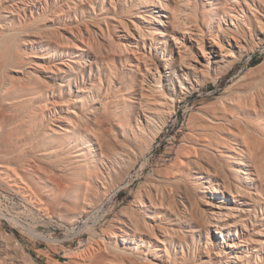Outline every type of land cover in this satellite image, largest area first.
<instances>
[{
  "label": "rangeland",
  "instance_id": "1",
  "mask_svg": "<svg viewBox=\"0 0 264 264\" xmlns=\"http://www.w3.org/2000/svg\"><path fill=\"white\" fill-rule=\"evenodd\" d=\"M229 6L233 7L231 9L233 14H236L234 9L240 12L239 23L242 22L244 29L246 28L243 24H251L246 31L252 50L244 54L231 71L210 79L204 86L188 94L168 126L159 129L153 140L143 143L142 154L132 155L129 164L124 167L114 163L112 168L110 167L112 163L106 160V167L103 170L107 173V168H110L111 175L106 174V177L95 184L94 192L98 196L96 209L94 208L88 219L85 218L86 221L83 220L84 218L71 220V212L68 211L74 208V200L67 199L66 194L59 192L55 182L50 181L52 180L50 177L61 176V172L56 167L61 163L57 161L76 156L77 149L73 144L68 146V137L72 136L74 126L75 116L72 112L79 110L73 107L77 103L74 100L79 94V88L75 82H72L71 92L68 86L62 90L58 87L50 89L37 77L32 76L33 72L45 75L44 70L53 69L55 76L48 75L60 83L61 80L70 78L71 73L66 72L69 64L75 66V62L82 57L92 61L93 55L101 54L108 62L106 63L108 68H114L113 72L104 64L105 74L101 77V87L108 92L109 99L100 102L101 104L89 102L85 104L83 111L90 117L91 110L98 108L102 112L106 105L113 113L122 109L128 111L129 104H136L139 107L136 99L139 96L134 94L140 92L149 94L150 90L152 92L148 86H156L154 78H159L157 74L160 73L162 76L159 86L163 91L167 86L172 87V78L175 76L171 69L166 73L165 65L175 66L178 74L181 73L179 70L181 65L172 64V60L180 59L181 53L176 50L175 41H182L184 44L181 37L184 28L195 33L204 32L202 46L195 42L187 44L190 52L186 55L187 62L190 63L189 68L197 67L198 62H205V56H208L213 48L212 34L218 31L219 22L225 18L231 23V20L224 15ZM171 13L178 19L173 21ZM150 14L158 21L151 20ZM236 22L238 23L237 20ZM172 24L174 26L171 29L169 27ZM221 25L224 24L221 22ZM208 26L210 28H207ZM135 27L144 28L146 32L149 29L156 30L158 35H147L144 40H139L141 42L137 47L139 33ZM263 31L264 10L255 5L253 0H160V3L159 0H0V35L2 34L0 36V106L3 108L0 107L2 111L0 115L4 112L3 115L6 116L0 117L2 124L0 125L1 259L9 257L15 264L29 262H31L29 264H133L134 262L136 264H264V244L261 241L264 240ZM3 36L8 40H1ZM142 41L146 42V49L143 48ZM171 50L173 54H170ZM92 67L95 73L96 65L92 64ZM128 68H133L136 75L128 72ZM59 71L62 73H58ZM86 71L85 79L88 81L89 67ZM148 72L151 73L150 78H146L145 74ZM167 74L170 77H165ZM143 79L145 83H142ZM121 82L124 87L120 85ZM23 83L29 89L24 87ZM174 84L180 94V84L175 81ZM108 86L111 87L110 91L106 89ZM143 90L146 92L144 93ZM237 93L241 95L240 111L234 107V104L231 105ZM71 96L68 102H62L63 99ZM224 102L228 104L229 115H232L231 112L234 110L233 115L243 119V122L234 120L231 126L241 134L237 139L238 143L242 144L239 147L248 150L244 153V157L241 156L246 164L242 168L237 165L239 162L235 161L236 159L216 157L231 177L232 190L236 192L234 186L243 187V192L235 194L234 198L227 192L215 193L211 189V185L217 186L215 181L217 177L205 159L199 160L196 154L184 152L189 160L196 161L192 166L187 163L186 156H178L183 136L188 133V128L197 122L198 111L204 110L210 115L215 112L224 113ZM140 115L143 121L144 116L142 113ZM2 120H6L5 124L10 126L7 127ZM114 123L118 124L113 118L108 119L107 123L105 121V126H109L105 128L110 129L109 133H111L108 136L107 131L106 138L112 143L111 145L108 143L107 146L110 150L112 149L110 146L121 150L116 145L115 137L118 135L121 140L124 138L119 127ZM61 125L70 129L67 131L70 133L61 130ZM224 130L221 134L227 136L226 127ZM9 135L12 139L6 138ZM127 136L133 138L131 134ZM42 138H46L47 143L42 144L37 141ZM50 146L57 147V157L50 154ZM8 147L14 149L9 150ZM92 149L93 155L97 157L99 153L97 146L93 145ZM2 151L7 153L3 154ZM84 151L87 153V150ZM232 154L236 156L235 153ZM85 155L87 157V154ZM85 155H82L81 159L86 158ZM13 156L18 157L20 161H17V165L14 160L11 161L15 159ZM9 158L14 165L4 163L9 162ZM45 169H48L46 173ZM257 169L260 171V178L256 174ZM237 170L246 171L252 177L246 180V175L242 173L241 177H238ZM49 171L53 176H50ZM45 176L50 177L47 179ZM2 183L7 186H1ZM224 207L238 208L239 211L235 212V217H229L227 210H223ZM219 211L225 212V216L217 218L216 213H220ZM127 216L128 218L138 216L141 220L143 217L149 228L150 226L155 228L157 236L154 237L148 228H143V232H137L134 243L133 241L123 243L120 239L122 237L119 227L122 225V219H127ZM238 216L246 219V228L241 222L234 223L235 218L239 220ZM226 223H229L227 226L230 227L222 232L224 236H230L225 237L228 243L236 240L238 242L237 236L239 239L252 240L249 241L250 245L241 246L232 256L225 254V250L228 253L230 250L218 234L221 232L218 225ZM116 233L117 237L113 235ZM6 235L16 241L17 248L15 246L12 248L13 243L11 245L3 240ZM140 240L144 242H139ZM159 240L164 242L160 243ZM149 245L158 248L159 251L154 253ZM165 245L170 252L168 256L164 251ZM238 253L245 257L235 263L233 257Z\"/></svg>",
  "mask_w": 264,
  "mask_h": 264
},
{
  "label": "bare ground",
  "instance_id": "2",
  "mask_svg": "<svg viewBox=\"0 0 264 264\" xmlns=\"http://www.w3.org/2000/svg\"><path fill=\"white\" fill-rule=\"evenodd\" d=\"M19 2V1H18ZM30 2V1H29ZM34 2V1H33ZM210 3V1H208ZM239 1H237L238 3ZM25 3V2H24ZM144 3V2H143ZM160 3V0H159ZM208 3V4H209ZM253 3L257 6H259L261 9L264 10V0H253ZM20 4V3H19ZM35 5V4H33ZM58 5V3H57ZM98 5V4H97ZM231 5V4H230ZM17 6V5H16ZM29 6V5H27ZM32 6V5H30ZM63 6V5H62ZM96 6V5H95ZM69 7V6H68ZM230 8H228L227 13H225V17H227V19L231 20V23H229L228 20H226L225 18H222L221 22L224 25H221V22H219V29L216 32V34H212L213 35V45L210 50V52L208 53V56H205V62H198V66L194 67L193 69L189 68V64L187 62V54L190 53L189 52V47L187 46V44L189 43H197L199 46H202L204 44L203 38L202 36H204V32L202 33H195L192 32L190 29L188 28H184L183 32H181L183 37V43L182 41H175V48L176 50L178 49L179 52L181 53L180 55V59L177 61H173L172 60V64H180L181 67H179L180 70V74H178V70H176L175 66L173 67H169L167 65H165V70L166 73H169L170 69L173 71L175 78H172L173 81V85L172 87H168L165 91H163L159 84H161L162 82V76L161 74H157L159 78H154L155 81V85L156 86H148L149 88L152 89V92L150 90L149 94H143L140 92V94H134V95H138L139 97H137V104L139 105V107L136 106V104H129L128 105V111H124L123 109L118 111L117 113H113L111 108L106 105L105 107H103V111L100 112V110L98 108H94L93 110H91V117L87 115L86 112L83 111V108L85 107V104L92 102L93 104H101L100 102H105L106 100H108L109 98L107 97L108 92L102 89V79L101 77L105 74L104 72V64L105 67L108 68V65H106V63H108L106 61V59H104L103 55H93L92 57V61H87L86 57H82L80 58L77 62H75V66L70 65L69 62V66H68V70L66 72H70V78L66 79V80H61L60 83L57 82V80L53 79V77H51L48 74H53V76H55L54 71L52 72L53 69L51 70H44L45 71V75H39L35 72L34 77H37L39 80H41L46 86H48L50 89H54L55 87H58L60 90L64 89L65 86H68L70 92H71V85L72 82H75V85H78L79 91H78V96H76L75 100L77 103L74 104V108L75 109H79L78 111L73 110V115L75 116L74 119V126L72 127V136L68 137L69 142H68V146L72 145L74 146L75 149H77L76 151V156H73L74 158H67L65 157L64 160H59L57 162L61 163L60 165L56 166L58 168V171L61 172V176H54L53 178L50 177L52 174H50L51 171H49L48 173L50 174V181H54L55 182V186L56 188L59 190V192H61L63 195L66 194L67 199L69 198L70 200H74L73 204V209L71 212V220H78V219H83L86 221L85 218L88 219V217L94 212L95 208V204L98 200V196L96 195V193L94 192V188L96 187V182H100L101 178L106 177L107 175H111V171L110 168H107V173L103 170L104 167H106V160L109 161L111 164L110 167L114 168V163L115 164H121L124 165V167L126 166V164H129L132 158V155L137 156L139 153L142 154V147H143V143H145L148 140H153L155 138V136H157V134L159 133V129H163L164 127L168 126V123L170 122V120L174 117L175 114H177V111L181 108V105L183 103V100L185 99V97L190 94L193 91L198 90L201 86H204L206 83H208L210 81V79L212 78H216L219 75L224 74L225 72L231 71L233 69V67L238 63V60L242 59V57L244 56V54L248 53L250 50H252V47L250 46V41H249V37H248V32L246 31V29L249 30L251 24H243L245 25V28L242 26V22H240L241 18H240V12L237 11L236 9H234V12L236 14H233V12L231 11V9L233 8L232 6H229ZM19 8V7H18ZM17 8V9H18ZM23 8V6L21 7V9ZM31 8V7H30ZM29 8V9H30ZM70 8V7H69ZM210 8V7H209ZM15 9V10H17ZM20 9V8H19ZM20 9V10H21ZM163 10H165V8H162ZM31 10V9H30ZM69 10V9H68ZM240 10L242 11V9L240 8ZM12 11V10H10ZM72 11V10H71ZM151 11V10H150ZM188 11V10H187ZM21 12V11H19ZM18 12V13H19ZM262 12V11H261ZM16 13V12H14ZM70 13V12H69ZM259 13V12H258ZM12 14V13H11ZM29 14V13H28ZM57 14V13H55ZM173 15V21L175 19H178L175 14L171 13ZM16 15V14H15ZM21 14H19L20 16ZM245 15V14H244ZM54 16V15H53ZM56 16V15H55ZM165 16V15H164ZM168 16V15H167ZM27 17V16H25ZM23 18V17H22ZM149 18L151 20H153L154 22H157V18L150 14ZM161 18V17H160ZM186 18V17H185ZM24 19V18H23ZM82 19V18H80ZM256 19H258V17H256ZM187 20V19H186ZM185 20V21H186ZM236 20L238 21V23L236 22ZM50 22V21H49ZM254 22V21H253ZM47 23V22H46ZM54 23V22H53ZM82 23V22H81ZM174 23V22H173ZM263 23V22H262ZM43 24V23H42ZM54 25V24H53ZM143 25V24H142ZM149 25V24H148ZM153 25V24H152ZM3 26V25H2ZM160 26V25H159ZM174 26V24L171 25ZM70 27V26H69ZM164 27V26H163ZM233 27V28H232ZM259 27V26H257ZM95 28V27H94ZM106 28V27H105ZM136 31L138 34L139 39H137L136 42V46L139 47V40H144V38L147 35H158V32L156 30H147L148 32H146V29L144 28H138L135 27ZM175 27H173L174 29ZM207 28H210L209 26ZM235 28V29H234ZM141 29V30H140ZM70 30V29H69ZM125 30V29H124ZM197 30V29H196ZM65 31V30H63ZM92 31V30H91ZM175 31H177L175 29ZM74 32V31H73ZM77 32V31H76ZM102 32V31H101ZM250 32V31H249ZM2 33V32H1ZM13 33V32H12ZM80 33V32H79ZM127 33V32H126ZM68 34V32H67ZM77 34V33H76ZM85 34V33H84ZM91 34V33H89ZM98 34V33H97ZM128 34V33H127ZM134 34V33H133ZM264 34V31H263ZM2 35V34H1ZM0 35V36H1ZM81 35V34H80ZM105 35V34H104ZM112 35V34H111ZM70 36V35H69ZM76 36V35H75ZM83 36V35H82ZM81 36V37H82ZM110 36V35H109ZM40 37V36H39ZM80 37V38H81ZM85 37V36H84ZM111 37V36H110ZM43 38V37H42ZM55 38V37H54ZM83 38V37H82ZM109 38V37H108ZM113 37H111L112 39ZM126 38V37H125ZM21 39V38H20ZM53 39V38H52ZM57 39V38H56ZM84 39V38H83ZM89 39V38H88ZM110 39V38H109ZM110 39V40H111ZM114 39V38H113ZM1 40L3 41H7L8 38L6 36H3L1 38ZM51 40V39H50ZM68 40V39H67ZM71 41V40H70ZM85 41V40H84ZM89 41V40H86ZM98 41L100 42V40L98 39ZM109 41V40H108ZM126 41V40H125ZM25 42V41H24ZM23 42V43H24ZM32 42V41H31ZM40 42V41H39ZM65 43V41H63ZM67 42V41H66ZM91 42V41H90ZM143 42V48L146 49V42ZM26 43V42H25ZM76 43V42H75ZM88 43V42H86ZM255 43V42H254ZM31 44V43H29ZM36 44V43H35ZM111 44V42H110ZM124 44V43H123ZM152 44V43H151ZM162 44V42H161ZM208 45V44H207ZM253 45V44H252ZM263 45V44H262ZM261 45V46H262ZM210 46V45H209ZM24 47V46H23ZM31 47V46H30ZM260 47V46H259ZM32 48V47H31ZM79 48V46H78ZM150 48V47H149ZM39 49V48H38ZM107 49V47H106ZM114 49V48H113ZM127 49V48H126ZM40 50V49H39ZM163 51V50H162ZM117 52V50H116ZM81 53V52H80ZM135 55V52L133 53ZM138 55L140 53H137ZM170 54H173L172 50L170 51ZM177 54V53H176ZM57 55V54H56ZM192 55V54H191ZM204 55V54H203ZM141 56V55H140ZM200 57V56H199ZM52 58V57H51ZM139 59V57H136ZM40 59V58H39ZM54 59V58H53ZM144 60V59H143ZM54 61V60H53ZM74 61V60H73ZM151 61V60H150ZM66 63V62H65ZM263 63V62H262ZM61 64V63H59ZM67 64V65H68ZM92 64L96 65V72L93 73V67ZM138 64V63H137ZM53 65V64H52ZM155 66V64H154ZM54 67V66H53ZM87 67H89V77H88V81L85 79V75L87 73ZM113 67V66H112ZM139 67H140V62H139ZM184 69H183V68ZM34 68V67H32ZM44 68V67H43ZM58 68V67H57ZM60 68V67H59ZM29 69V68H28ZM129 69V68H128ZM15 70V69H14ZM36 70V69H35ZM108 70H111L114 72V68H108ZM252 70V69H251ZM29 71V70H28ZM31 71V70H30ZM50 71V72H48ZM64 71V70H62ZM155 71V70H154ZM1 72V71H0ZM17 72V71H16ZM22 72V71H21ZM108 72V71H107ZM128 72L133 73L134 75H136L135 71L133 68H130L128 70ZM44 73V72H43ZM58 73H62V72H58ZM112 73V72H111ZM247 73V72H246ZM23 74V73H22ZM29 74V73H28ZM32 74V73H31ZM146 78H150L151 73H146ZM154 75V74H153ZM214 75V76H213ZM3 76V75H2ZM16 77V76H15ZM29 77V76H28ZM33 77V78H34ZM59 77V76H58ZM115 77V76H114ZM124 77H126L124 75ZM123 77V79H124ZM165 77H170L169 74H167ZM81 78V82L79 83V79ZM242 78V77H241ZM244 78V77H243ZM13 79V78H12ZM11 79V81H12ZM22 79V78H20ZM19 79V80H20ZM60 79V78H59ZM98 79V80H97ZM15 80V78H14ZM21 82L22 81H19ZM38 80V81H39ZM117 80V79H116ZM149 80V79H148ZM16 81V82H17ZM27 81V80H25ZM32 81V80H31ZM98 81V82H97ZM145 80L143 79L142 83ZM174 81L178 84H180L181 87V92L180 94H178V92L176 91V84H174ZM15 82V83H16ZM24 82V81H23ZM3 83V82H2ZM20 83V84H21ZM26 83V82H24ZM24 87H27L25 86ZM78 83V84H77ZM4 84V83H3ZM20 84H15V85H19ZM14 85V84H13ZM28 85V84H26ZM44 85V86H45ZM122 87H124L125 85L121 82L120 84ZM149 85V84H148ZM152 85V84H150ZM12 86V85H11ZM16 87V86H14ZM134 87V86H133ZM132 87V88H133ZM18 88V87H17ZM28 88V87H27ZM33 88V87H32ZM145 88V87H144ZM8 89V88H7ZM6 89V90H7ZM29 89V88H28ZM108 91H110L111 87L108 86L106 88ZM240 89V88H239ZM148 90V89H147ZM77 91V90H76ZM227 91V90H225ZM144 92V90H143ZM146 92V91H145ZM144 92V93H145ZM6 93V92H5ZM4 93V95H5ZM9 93V92H8ZM3 94H1L2 96ZM36 97V96H35ZM39 97V96H38ZM163 97V98H162ZM241 95L240 93H237V95L235 96V98H233L231 105L234 104V107L237 108V110H241L240 109V102H241ZM34 98V97H33ZM71 97H68V99H63L62 102H68L69 99H71ZM29 99V98H28ZM32 99V98H31ZM249 99V98H248ZM25 100V98H24ZM126 100V99H125ZM33 101V100H32ZM230 102V100H228ZM19 102V101H18ZM21 102V101H20ZM53 103V102H52ZM107 103V102H106ZM9 104V102H7V105ZM11 104H13V102H11ZM10 104V105H11ZM25 104V102H24ZM57 104V102H56ZM108 104V103H107ZM236 104H239L238 106ZM55 105V104H54ZM60 105V103H59ZM18 106V105H17ZM29 106V105H28ZM47 106V105H46ZM80 106V107H79ZM97 106V105H96ZM1 107V106H0ZM11 107V106H10ZM51 107V106H50ZM52 107H55L52 105ZM223 109H224V113H220V112H215L212 115H210L209 112L204 111V110H199V117L197 119V122H195L193 125H191L188 128V133L187 134H183V139H182V145L178 150V156H186L184 154V152H188V153H194L196 154V156L198 157L199 160H204L208 162L209 166L211 168H213V172H215L216 174V184L217 186L211 185V189H213V191L215 193H221L223 194L224 192L229 193V195L231 197H235V194L239 193V192H243V187H239V186H234L236 192H234L232 190L233 186L230 182L231 177L225 172L224 167L221 166V162L217 161L216 157H225L226 159H236L235 161L239 162L237 163V165H239L240 168H242V166H245L246 164L244 163V159L241 157L244 155V153H247L246 150L243 147H239L242 146V144L238 143V135H241L239 132L235 131L234 129H232L231 123L234 120H240L243 122V119L233 115L235 112L234 110L231 112L232 115H229L227 113L228 111V104L227 103H223ZM9 109V107H7ZM6 108V109H7ZM27 108V107H26ZM256 108H259L256 106ZM1 109H3L1 107ZM50 109V108H49ZM52 109V108H51ZM11 110V109H10ZM15 110V109H14ZM19 110V109H18ZM39 110V109H38ZM57 110V109H56ZM59 110V109H58ZM192 110V109H191ZM23 111V110H22ZM43 111V110H42ZM2 112V111H0ZM25 112V111H24ZM4 113V112H3ZM0 115V117L2 116L3 118H5V114ZM9 113V112H8ZM43 113V112H42ZM140 113L143 114V121H142V116L140 115ZM194 113V112H193ZM1 114V113H0ZM7 114V113H6ZM15 114V113H14ZM18 114V113H17ZM58 114V113H57ZM43 115V114H42ZM68 115V114H67ZM9 116V114H8ZM11 116V115H10ZM38 116V115H37ZM36 116V118H37ZM1 117V118H2ZM32 117V116H31ZM69 117V116H68ZM16 118V117H15ZM113 118L114 120L117 121L118 124L114 123L117 125V127H119V130L123 136V140H121L118 135H116L115 137V142H117L116 145H118L120 149H114L115 147L110 146V148L114 149V150H110L108 148V143L111 145L112 143H110V139L108 140L106 138L107 136V131L109 133V130H106L107 127L109 126H105V121L106 123L108 122V119ZM9 119V118H8ZM18 119V118H17ZM55 119V118H54ZM63 119V118H62ZM68 119V118H66ZM264 120V117L262 118ZM14 120V119H13ZM6 120H2V122H4ZM65 121V120H64ZM1 122V123H2ZM7 122V121H6ZM26 122V121H24ZM29 122V121H28ZM245 122V121H244ZM41 123V122H40ZM39 123V124H40ZM53 123V122H52ZM246 123V122H245ZM5 124V122H4ZM7 124V123H6ZM5 124V125H6ZM62 124V123H61ZM2 125V124H0ZM109 125V124H108ZM7 127L10 125H6ZM56 126V125H55ZM37 127V126H36ZM57 127V126H56ZM106 127V128H105ZM226 127L227 129V136L221 134V132H224V128ZM1 128V126H0ZM34 128V127H33ZM112 128V127H111ZM61 130L65 131V133L70 129L66 128V127H60ZM13 130V129H12ZM22 130V129H21ZM25 130V129H24ZM29 130V129H26ZM165 130V129H164ZM15 131V130H14ZM13 131V132H14ZM23 131V130H22ZM18 132V131H17ZM25 132V131H24ZM32 131H30L31 133ZM55 132V131H54ZM112 132V130H111ZM4 133V132H3ZM11 135L12 132L10 131ZM16 133V131H15ZM27 133V132H26ZM70 133V132H67ZM185 133V132H183ZM132 135L133 138H129L127 135ZM19 135V134H18ZM28 135V134H27ZM31 135V134H29ZM28 135V136H29ZM111 133L108 134V136H110ZM115 136V135H114ZM7 137H11L12 136H6ZM32 137V136H31ZM51 137V135L49 136ZM175 137V136H174ZM5 138V139H6ZM17 138V137H16ZM22 138V137H21ZM30 138V137H29ZM36 138V137H35ZM34 138V139H35ZM39 139V136L37 137ZM108 138H114V137H108ZM182 138V137H181ZM1 139V138H0ZM9 139V138H8ZM2 140V139H1ZM112 140V139H111ZM11 141V140H10ZM40 141L42 144L43 143H47L46 138H42L41 140H37ZM8 142V140H7ZM112 142V141H111ZM234 143V144H233ZM26 144V143H25ZM40 144V145H42ZM113 143V145H115ZM95 145L97 146V150H98V154L97 157L96 155H93V149L92 146ZM236 145V146H235ZM13 146V145H12ZM15 146V145H14ZM21 146V145H20ZM19 146V148H20ZM24 146V144H23ZM147 146V145H146ZM3 147V146H2ZM16 147V146H15ZM32 147V146H31ZM38 147V146H37ZM51 147V155H56L57 147L54 146H50ZM177 147V146H176ZM9 148V147H8ZM24 148V147H23ZM22 148V149H23ZM42 148V147H41ZM147 148V147H146ZM151 148V147H150ZM178 148V147H177ZM14 149V148H11ZM9 148V150H11ZM17 149V148H15ZM61 149V148H60ZM8 149H5V151ZM87 150V153L84 151ZM146 150V149H144ZM248 151V150H247ZM61 152V151H60ZM176 152V151H175ZM233 153L236 154V156H234ZM2 153H7V152H3ZM148 153V152H147ZM2 154V155H3ZM11 154V153H10ZM9 154V155H10ZM16 154V152H15ZM20 154V153H19ZM87 154V157L86 155ZM6 155V154H5ZM21 155V154H20ZM23 155V154H22ZM74 155V154H73ZM82 155H85L86 158L81 159ZM214 156V157H213ZM14 157V156H13ZM18 157H20L18 155ZM18 157H14L15 159H8L9 162H4V163H8L10 165H14V163L17 165V161ZM51 157V156H50ZM57 157V155H56ZM187 157V163L189 165H192V163H195L196 161L194 160H189L188 156ZM244 157V156H243ZM136 158V157H135ZM177 158V157H176ZM14 160V163H12L11 161ZM112 160V162H111ZM3 161V160H1ZM20 162V161H19ZM55 162V161H54ZM139 162V161H138ZM204 162V161H203ZM53 163V162H52ZM51 165V164H50ZM53 165V164H52ZM196 165V164H195ZM206 165V164H205ZM2 166V165H1ZM48 166V165H47ZM193 166V165H192ZM197 166V165H196ZM208 166V165H207ZM120 167V166H119ZM199 167V166H197ZM9 168V167H8ZM121 168V167H120ZM17 169V168H16ZM46 170V169H45ZM48 170V169H47ZM47 170L45 171V173L47 172ZM119 170V168H118ZM201 171V170H200ZM204 171V170H203ZM54 172V171H53ZM209 172V171H208ZM211 172V171H210ZM249 172V171H248ZM259 175V178L261 177L260 171L257 169L256 171ZM44 173V175H45ZM241 173L246 175V180H248L249 178H251V174H247L246 171L243 170H237V174L238 177H241ZM211 174V173H210ZM204 175V174H203ZM47 176V174H46ZM45 176V177H46ZM53 176V175H52ZM129 176V175H128ZM200 176V175H199ZM49 177H46L47 179H49ZM127 178V177H126ZM199 178V177H198ZM126 180V179H125ZM1 182V181H0ZM112 182V179H111ZM124 182V181H123ZM207 182V181H206ZM47 183V182H46ZM122 183V182H121ZM260 183V182H259ZM1 184V183H0ZM3 184V183H2ZM6 184V183H5ZM49 184V183H48ZM110 184V183H109ZM155 184V183H153ZM118 185V184H117ZM1 186H7L6 185H1ZM110 186V185H109ZM113 186V185H112ZM177 186V185H176ZM104 188V187H103ZM172 188V187H171ZM10 189V188H9ZM186 189V188H185ZM206 189V188H205ZM187 190V189H186ZM106 191V189H105ZM157 191V190H156ZM162 191V190H161ZM112 192V191H111ZM18 193V192H17ZM212 193V192H211ZM256 193V192H255ZM60 194V193H59ZM57 195V194H56ZM62 195V196H63ZM151 195V194H150ZM21 196V193L20 195ZM41 196V195H40ZM108 196V195H107ZM157 196V195H156ZM216 196V195H215ZM56 197V196H55ZM151 197V196H150ZM187 197V196H186ZM157 198V197H156ZM66 199V198H65ZM107 199V198H106ZM215 199V198H214ZM213 199V200H214ZM26 200V199H24ZM149 200V199H148ZM139 201V200H138ZM150 201V200H149ZM217 201V200H216ZM244 202V201H243ZM140 203V202H139ZM148 203V202H147ZM151 204V202H150ZM191 204V203H190ZM168 205V204H166ZM146 206V205H145ZM152 206V205H151ZM163 206V205H162ZM172 206V205H171ZM170 206V207H171ZM206 207V206H205ZM69 207H67L68 209ZM95 208V209H94ZM102 208V207H101ZM139 209V208H138ZM226 209L227 210V214H229L228 216H233L235 217V212L239 211L238 208H232V207H224L223 210ZM98 210V209H97ZM152 210V209H151ZM222 210V211H223ZM141 211V210H140ZM175 211V210H173ZM178 211V210H177ZM222 211H219L220 213H216L218 216L217 218H222V215L225 214L222 213ZM61 212V211H60ZM67 212V214H69ZM122 212V210H121ZM137 212V211H136ZM142 212V211H141ZM150 212V211H149ZM155 212V211H154ZM120 213V212H119ZM147 213V212H146ZM175 214V213H174ZM121 215V214H120ZM128 215V214H127ZM63 216V214H62ZM65 216V215H64ZM67 216V215H66ZM129 216V215H128ZM127 219H122V225L119 227V231H120V238L121 241H123V243L125 242H132L134 243V241L137 239V232H143V230L145 228H148L155 236L156 232L154 231V227L150 226L146 224V222L140 219V217L135 216V217H131ZM147 216V215H146ZM225 216V215H224ZM68 217V216H67ZM124 217V216H123ZM186 217V216H185ZM168 218V217H167ZM177 219V218H176ZM238 219L235 218L234 223H239L241 222V224L243 225L244 228H246L247 223L245 222L246 219H241L238 216ZM61 220V219H60ZM220 220V219H219ZM264 220V218H263ZM81 221V220H79ZM118 221V220H117ZM115 222V221H114ZM197 222V221H196ZM132 223L134 225H132ZM165 223V222H164ZM201 223V222H200ZM59 225V224H58ZM86 225V223L84 224ZM229 223L226 224H220L219 229L221 230L220 233H218L219 235H221V237L223 238V243H226V247L230 250V252L228 253L225 250V254L226 255H231L235 252L238 251V249H240L241 246H245V245H250L249 241H252L250 238L248 240H243V239H239V237L237 236V239L239 240L238 242H227L228 240L225 239L226 236L223 235L224 230H228L230 226ZM232 226V225H231ZM234 226V225H233ZM156 227V226H155ZM144 228V229H143ZM158 229V228H157ZM170 229V228H169ZM82 230V229H81ZM147 230V229H146ZM161 230V229H160ZM166 230V229H165ZM159 231V229H158ZM148 232V231H146ZM161 232V231H160ZM173 232V230H172ZM113 233V232H112ZM216 233V232H215ZM150 234V232H149ZM147 234V235H149ZM208 234H209V230H208ZM230 234V233H229ZM114 236L117 237V233L113 234ZM112 236V235H111ZM190 236V235H189ZM152 237V236H151ZM162 237V236H161ZM227 237H230L229 235H227ZM226 237V238H227ZM3 238V237H2ZM114 238V237H113ZM215 238V237H214ZM242 238V237H240ZM152 239V238H151ZM6 243L11 244L13 243V245L11 246L13 248V246H15V248H17V244L16 241L14 239H12L9 236H5L4 239ZM15 241V242H14ZM264 244V240H261ZM139 242H144L142 240H140ZM155 242V241H154ZM160 243H163L164 241H160ZM151 242H149L150 244ZM15 244V245H14ZM7 245V244H6ZM164 245V244H163ZM9 246V245H8ZM150 249H153V252H158L159 249L158 248H153L152 246H148ZM10 248V247H8ZM223 248V247H222ZM248 248V246H247ZM19 249V247H18ZM119 250V248H117ZM4 250V249H3ZM12 250V249H11ZM14 250V249H13ZM2 251V250H1ZM166 255L168 256L169 249L168 247L165 245V249H164ZM7 252V251H6ZM172 252V251H171ZM18 253V252H17ZM7 254V253H6ZM24 254V253H23ZM22 255V254H21ZM23 256V255H22ZM113 257V256H112ZM159 257V256H158ZM245 257L244 255H239L235 254V256L233 257V261H238L240 262V260ZM6 258V257H5ZM23 258V257H22ZM25 258V256H24ZM131 258V257H130ZM208 258V257H207ZM226 258V257H225ZM135 259V258H134ZM163 259V258H162ZM17 260V259H16ZM113 260V259H112ZM118 260V259H117ZM128 260V259H127ZM32 261V260H31ZM132 261V260H131ZM138 261V260H137ZM18 262V260H17ZM27 262V260H26ZM122 262V261H121ZM31 263V262H29ZM27 263V264H29ZM128 263V262H127ZM131 263V262H130ZM0 264H15L14 261L7 257L6 259L2 260L0 257ZM26 264V263H25ZM132 264V263H131ZM133 264H136L135 262Z\"/></svg>",
  "mask_w": 264,
  "mask_h": 264
}]
</instances>
